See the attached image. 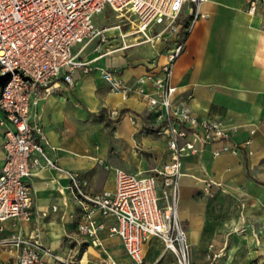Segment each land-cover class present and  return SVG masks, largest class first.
I'll return each mask as SVG.
<instances>
[{"label": "crops", "instance_id": "1", "mask_svg": "<svg viewBox=\"0 0 264 264\" xmlns=\"http://www.w3.org/2000/svg\"><path fill=\"white\" fill-rule=\"evenodd\" d=\"M200 13L173 67L174 102L199 120L221 121L239 152L213 156L218 145H209L183 158L177 216L192 264H251L264 260V7L248 14L245 0H206ZM156 44L144 53L151 60L141 63L115 57L136 45L113 48L102 61L98 56L89 61L92 67L115 70L124 84L132 85L148 72L159 74L167 45ZM81 59L86 61L83 54ZM111 111L117 115L110 116ZM32 112L43 125L50 157L78 173L89 193L113 191L115 168L156 174L169 161L166 138L151 125L141 96L111 91L98 69L75 72L72 86L62 84ZM2 131L0 126V167ZM27 181L35 211L46 216L24 224L23 230L39 228L42 246L57 256H45V264H99L101 248L77 231L82 210L67 189V175L41 166ZM103 223L98 233L102 246L118 264H132L120 239L109 235L113 220ZM5 226L1 237L13 230L9 222ZM158 242L152 238L144 245V264H161L166 252ZM14 253L12 247L0 249V264ZM165 264H174V257Z\"/></svg>", "mask_w": 264, "mask_h": 264}, {"label": "built area", "instance_id": "2", "mask_svg": "<svg viewBox=\"0 0 264 264\" xmlns=\"http://www.w3.org/2000/svg\"><path fill=\"white\" fill-rule=\"evenodd\" d=\"M205 1L0 0V72L9 77L7 84L0 86L4 152L0 167V249L15 250L2 264H45V256L57 258L42 246L37 226L29 233L23 230L24 224L46 216L35 211L33 191L27 181L32 170L41 166L67 175V189L82 210L77 231L101 248L103 257L99 264H118L98 238L105 228V219L113 220L109 235L120 239L132 264H144V245L152 238L162 242L164 251L173 255L174 264H192L187 233L177 216L183 158L209 145H218L213 156L239 152L231 132L221 121L199 120L185 106L175 104L173 98V67L185 48L187 33L202 17L200 6ZM262 7L264 0H245L248 14H255ZM106 10L121 21L126 19L122 25L135 30L133 35L137 39L128 45L153 40L167 45L158 75L148 72L134 84L126 85L115 70L95 68L90 61L81 59L87 44L94 39L104 40L108 32L118 30L122 40L128 37L121 25L95 27L93 17ZM124 46L123 42L121 48ZM95 69L111 91L141 96L152 117L151 125L166 138L169 161L156 174H135L115 168L113 191L89 193L78 173L63 169L50 157L49 140L32 110L62 84L72 86L75 72L87 74ZM147 84L149 89L145 88ZM109 115L116 116L117 112L111 111ZM248 144L249 141L244 143ZM160 179L165 185L162 194ZM7 222L13 230L1 237ZM251 264H264V260Z\"/></svg>", "mask_w": 264, "mask_h": 264}, {"label": "rangeland", "instance_id": "3", "mask_svg": "<svg viewBox=\"0 0 264 264\" xmlns=\"http://www.w3.org/2000/svg\"><path fill=\"white\" fill-rule=\"evenodd\" d=\"M93 23H94L95 27H97L98 29H100L102 27H111L114 25H121L122 31L124 33H126L125 35H127L128 37L124 38V40H122L118 36V30H115V31H111V32L106 33L105 34L106 37L104 40L94 39L93 41L88 43L87 46L81 52V54H83V59L86 61H89L90 59H93L96 56H98L99 58L103 57V59L105 57H108L109 55H107V52L113 48H117V47L122 46L123 42L126 45H128V41L129 42L131 41L130 43H135L136 35H132L130 33L131 29H129V25H122V24L126 23V21L125 20L121 21L111 11L106 10V11L102 12L101 14L95 15L93 17ZM152 32H154V31H152ZM108 34H109V36L107 37ZM148 34L152 35L153 33H148ZM145 45H147V46H145ZM152 45H154L156 47L157 44H156L155 40L144 44V46L142 44H139V45L133 46L131 48H128L127 50H125L123 52L120 51L117 54H115L116 55L115 57L118 58V57L128 56L126 58V64L141 63L142 61H146L147 59L151 60L150 55H145L144 53L150 52V49L148 46H152ZM78 47H79V45L76 46L73 50L76 51ZM103 59L100 58V61H102ZM8 80H9V77L8 76H2V73L0 72V82H1L0 86L7 84ZM159 182H160L161 194H162V191L165 190V185H164L162 179H160ZM157 245L160 249H164L162 242L159 241L157 243ZM190 249H191V247H189V258H190ZM148 255L151 257L150 251L147 254L146 258L148 257ZM172 258H173V255L170 252H166L163 259H162L161 264L167 263Z\"/></svg>", "mask_w": 264, "mask_h": 264}, {"label": "bare ground", "instance_id": "4", "mask_svg": "<svg viewBox=\"0 0 264 264\" xmlns=\"http://www.w3.org/2000/svg\"><path fill=\"white\" fill-rule=\"evenodd\" d=\"M125 21H126V19H124ZM130 33L133 35V34H135V30L134 29H131V31H130ZM137 39V38H136ZM135 39V40H136ZM139 43H136V44H133V45H138ZM126 46H130V45H126L125 44V46L123 47V48H125Z\"/></svg>", "mask_w": 264, "mask_h": 264}, {"label": "trees", "instance_id": "5", "mask_svg": "<svg viewBox=\"0 0 264 264\" xmlns=\"http://www.w3.org/2000/svg\"><path fill=\"white\" fill-rule=\"evenodd\" d=\"M1 83V82H0Z\"/></svg>", "mask_w": 264, "mask_h": 264}]
</instances>
